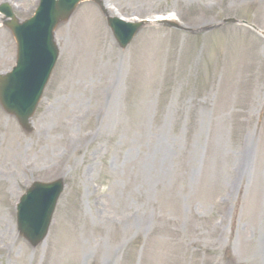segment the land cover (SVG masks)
Here are the masks:
<instances>
[{
    "label": "rangeland",
    "instance_id": "rangeland-1",
    "mask_svg": "<svg viewBox=\"0 0 264 264\" xmlns=\"http://www.w3.org/2000/svg\"><path fill=\"white\" fill-rule=\"evenodd\" d=\"M102 1L151 22L123 49L81 2L55 32L33 131L0 105V264H264V0ZM3 2L21 20L38 5ZM0 34L4 73L17 44L1 13ZM59 177L33 247L16 203Z\"/></svg>",
    "mask_w": 264,
    "mask_h": 264
},
{
    "label": "water",
    "instance_id": "water-1",
    "mask_svg": "<svg viewBox=\"0 0 264 264\" xmlns=\"http://www.w3.org/2000/svg\"><path fill=\"white\" fill-rule=\"evenodd\" d=\"M81 0H42L37 14L20 24L8 7L4 11L13 20L7 22L19 47L18 66L13 73L0 77V102L4 109L17 116L29 129L30 117L41 98L58 57L53 31L66 21ZM117 40L125 47L131 42L141 24H125L109 19ZM63 181L36 183L19 205V229L34 246L46 236Z\"/></svg>",
    "mask_w": 264,
    "mask_h": 264
},
{
    "label": "bare ground",
    "instance_id": "bare-ground-1",
    "mask_svg": "<svg viewBox=\"0 0 264 264\" xmlns=\"http://www.w3.org/2000/svg\"><path fill=\"white\" fill-rule=\"evenodd\" d=\"M162 19V18H161ZM163 19H166V18H163ZM4 36H3V34H0V53H2V56H3V54H4ZM1 55H0V58L2 57ZM10 141L12 142V139L10 138ZM249 164V163H248ZM247 164V165H248Z\"/></svg>",
    "mask_w": 264,
    "mask_h": 264
}]
</instances>
